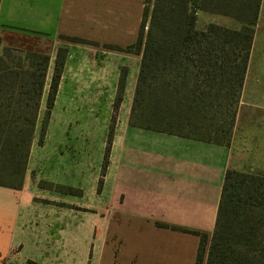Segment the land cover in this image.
<instances>
[{
  "label": "crops",
  "instance_id": "crops-1",
  "mask_svg": "<svg viewBox=\"0 0 264 264\" xmlns=\"http://www.w3.org/2000/svg\"><path fill=\"white\" fill-rule=\"evenodd\" d=\"M144 2L0 0V48L49 57L35 130L58 51L63 56L48 119L58 114L56 141L34 131L22 185L0 184V264H196L198 233L206 234L204 264L226 169L248 159L241 169L264 173V0L252 24L197 13L200 30L253 29L240 98L252 115L229 145L130 120L141 54L109 46L134 43Z\"/></svg>",
  "mask_w": 264,
  "mask_h": 264
},
{
  "label": "trees",
  "instance_id": "trees-1",
  "mask_svg": "<svg viewBox=\"0 0 264 264\" xmlns=\"http://www.w3.org/2000/svg\"><path fill=\"white\" fill-rule=\"evenodd\" d=\"M260 1L145 0L134 43L125 48L109 46L141 54L130 120L143 122L147 129L157 132L224 144L180 134L172 126L188 118L192 120L184 115L185 111L199 112L221 106L222 102L237 103L248 66L253 29L245 25L236 30L210 23L200 30L196 27L197 13L205 10L252 24ZM67 38L85 42L81 38ZM48 62L45 54L6 46L1 49L0 177L5 178L0 180L1 185L17 188L22 185ZM62 66L60 50L47 95L40 141ZM123 83L120 80L118 84L112 120L116 118ZM107 155L108 148L103 164ZM39 184L56 191H76L44 181ZM198 234L196 264H202L206 234ZM204 264H264V173L232 166L226 169Z\"/></svg>",
  "mask_w": 264,
  "mask_h": 264
},
{
  "label": "rangeland",
  "instance_id": "rangeland-1",
  "mask_svg": "<svg viewBox=\"0 0 264 264\" xmlns=\"http://www.w3.org/2000/svg\"><path fill=\"white\" fill-rule=\"evenodd\" d=\"M0 48V52H1ZM241 95L240 92L238 101L236 104H229L226 102H222L221 106H216L214 108H206L201 111H185V116H191L190 118L185 119L183 122L176 123L174 126V130L180 134L185 135H193L196 137H205L210 140L220 141L224 144H230L233 141L234 135L238 137L239 133V121L243 117H249L252 115V111L249 112L247 109V105L241 103ZM245 108V109H244ZM56 119L51 123L46 124L45 134L43 141L47 138V144H54L57 137V125L59 123L58 114H56ZM191 120V121H190ZM42 121L36 126V136L39 138L41 136L42 129ZM167 123H163L164 126ZM155 125V124H153ZM70 130H65L64 136L66 137ZM69 146V145H68ZM248 159L239 160V162L234 165L235 169H241L246 163ZM5 178H1L0 180H4ZM76 190V189H74ZM64 192V191H63ZM79 193L78 190L75 193ZM69 193V192H68ZM74 193V192H71Z\"/></svg>",
  "mask_w": 264,
  "mask_h": 264
}]
</instances>
